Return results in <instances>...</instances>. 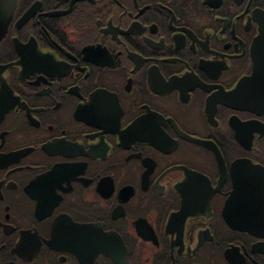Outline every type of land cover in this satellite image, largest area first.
I'll use <instances>...</instances> for the list:
<instances>
[{"label":"flooded vegetation","instance_id":"flooded-vegetation-1","mask_svg":"<svg viewBox=\"0 0 264 264\" xmlns=\"http://www.w3.org/2000/svg\"><path fill=\"white\" fill-rule=\"evenodd\" d=\"M0 264H264V0H0Z\"/></svg>","mask_w":264,"mask_h":264},{"label":"water","instance_id":"water-1","mask_svg":"<svg viewBox=\"0 0 264 264\" xmlns=\"http://www.w3.org/2000/svg\"><path fill=\"white\" fill-rule=\"evenodd\" d=\"M234 201H235V197L234 198H232V200H231V203H234ZM250 225V224H249ZM247 227V226H246ZM249 229V228H248ZM250 230V229H249Z\"/></svg>","mask_w":264,"mask_h":264}]
</instances>
